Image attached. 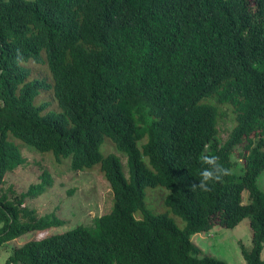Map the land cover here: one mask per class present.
<instances>
[{
  "label": "trees",
  "instance_id": "obj_1",
  "mask_svg": "<svg viewBox=\"0 0 264 264\" xmlns=\"http://www.w3.org/2000/svg\"><path fill=\"white\" fill-rule=\"evenodd\" d=\"M29 60L52 82L32 77ZM104 139L127 175L101 153ZM21 144L73 171L98 168L112 203L91 224L12 246L0 264H227L191 237L244 217L243 264H264V0H0V245L64 224L26 204L52 185L47 170L26 190L3 187L25 161ZM201 154L232 170L209 193L190 190ZM156 186L165 213L146 206Z\"/></svg>",
  "mask_w": 264,
  "mask_h": 264
},
{
  "label": "rangeland",
  "instance_id": "obj_2",
  "mask_svg": "<svg viewBox=\"0 0 264 264\" xmlns=\"http://www.w3.org/2000/svg\"><path fill=\"white\" fill-rule=\"evenodd\" d=\"M38 64L40 65H36L32 60L23 62V65L31 70L32 77H39L51 83V75L46 64L44 62ZM51 98L53 97L49 91H46L43 95L41 93L36 102L51 100ZM54 103L55 106L50 105L48 108L57 109L55 100ZM231 117L228 114L217 120L218 135L222 141L225 140L232 128ZM16 143L19 144L18 141ZM246 143L245 148L249 146L250 140H247ZM21 145L23 146L21 152L25 161L12 172L6 173L3 187L11 186L16 192L26 190L30 183L39 181V175L43 169L47 170L52 177V185L36 197L28 199L26 204L33 207L39 215L56 214L64 221V224L51 227L45 231L27 232L1 244L0 263L8 256L12 246L22 244L31 238H42L49 234L64 232L78 224H91L94 217L107 213L112 203V192L109 184L96 170L98 168L91 171H73L69 168V158L56 163L51 152L39 153L29 149L27 145ZM100 151L102 154L113 153L117 155L121 159L123 171L127 175L125 156L116 149L114 144L104 139L100 145ZM259 186L264 190V172L260 175ZM144 193L148 208L157 213L167 212L168 209L164 205L167 190L164 187H145ZM168 213L179 227H183L184 222L179 217ZM191 239L203 254L222 259L227 264H243L244 259L240 244L246 248L251 246L249 220L244 217L232 228L214 224L209 231L194 234ZM261 257L264 258V245Z\"/></svg>",
  "mask_w": 264,
  "mask_h": 264
},
{
  "label": "clouds",
  "instance_id": "obj_3",
  "mask_svg": "<svg viewBox=\"0 0 264 264\" xmlns=\"http://www.w3.org/2000/svg\"><path fill=\"white\" fill-rule=\"evenodd\" d=\"M198 160L202 167L199 171V180L190 185L192 191L209 193L215 184L222 183L225 177L232 174V170L221 164L215 155L201 154Z\"/></svg>",
  "mask_w": 264,
  "mask_h": 264
}]
</instances>
